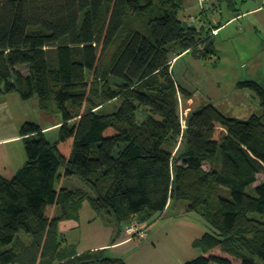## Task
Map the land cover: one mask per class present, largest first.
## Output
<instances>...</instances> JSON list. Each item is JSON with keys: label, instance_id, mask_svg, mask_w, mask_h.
<instances>
[{"label": "trees", "instance_id": "obj_1", "mask_svg": "<svg viewBox=\"0 0 264 264\" xmlns=\"http://www.w3.org/2000/svg\"><path fill=\"white\" fill-rule=\"evenodd\" d=\"M184 8V0H0V95L37 97L42 111L63 115L55 143L25 123L27 162L13 178L0 173V264H126L109 249L79 253L60 239V223L77 220L87 201L116 226L111 246L125 225L149 227L186 201L214 229L187 264L264 263V87L237 85L259 97L261 115L241 120L209 104L183 128L180 100L192 92L172 62L217 54L214 27L185 29ZM117 100L119 110L105 114ZM64 176L90 190L58 189Z\"/></svg>", "mask_w": 264, "mask_h": 264}, {"label": "rangeland", "instance_id": "obj_2", "mask_svg": "<svg viewBox=\"0 0 264 264\" xmlns=\"http://www.w3.org/2000/svg\"><path fill=\"white\" fill-rule=\"evenodd\" d=\"M208 4L211 9H208L205 14L199 8L190 13V16L186 12L181 13L182 19L192 22L191 16L196 17L197 20L192 23L199 28L202 25L207 28L218 26L219 23L228 25L222 33L214 37L217 54L199 59L190 53L174 62L172 71L175 80L192 92L191 100L185 101L181 97V115L209 104L218 107L225 115L241 120H248L253 115H261L262 107L259 97L253 91L240 89L237 85L240 82L253 80L264 87V0H209ZM237 16H239L237 19L228 23L232 17ZM216 21L218 25L215 24ZM109 57L105 54L104 60ZM20 70L28 75V68L22 67ZM120 106L121 101L117 100L107 104L103 112L113 114L119 110ZM87 109L88 106L85 110ZM1 115L4 124L11 122L14 126L17 125L19 134L25 123H36L47 127L63 119L61 113L42 111L37 97L23 101L19 94L7 99L5 110ZM147 118L148 113L145 109L138 112L140 124ZM52 130L55 128L49 130L51 132L46 134V138L55 143L60 138V129ZM16 145L12 143L9 149ZM19 145L25 149L23 142ZM123 146L121 145L115 154ZM11 150L14 160H17L14 148L13 151ZM60 173L64 175L65 167L61 168ZM260 179H264V176H260ZM57 188L90 190L86 182L76 176H64L57 182ZM187 206L186 201H173L169 210L149 226L148 240L142 242L135 239L124 242L129 238L125 234L127 226L125 225L119 243L103 249H109V256L120 258L126 264L192 262L203 254V249L195 246V242L202 239L205 234L213 233L214 229L201 214L187 213ZM57 214L59 210L55 209L54 215L58 216ZM109 221V217L99 214L87 201L82 205L77 220L60 223V239H64L65 247L69 246V250L75 251L86 252L95 246L107 243L111 245L117 228ZM23 238L25 241L30 240L26 236ZM112 247L114 249H111ZM256 261L264 264L258 258Z\"/></svg>", "mask_w": 264, "mask_h": 264}, {"label": "crops", "instance_id": "obj_3", "mask_svg": "<svg viewBox=\"0 0 264 264\" xmlns=\"http://www.w3.org/2000/svg\"><path fill=\"white\" fill-rule=\"evenodd\" d=\"M208 2H209V0H207V1L206 0H184V7H185L184 10L185 11H183V12L188 13L190 16V13L194 12L197 9L199 10V8H201L203 11L202 13L205 14L208 9H211ZM238 17L239 16L232 17L231 20L228 21V23L234 21ZM180 18L182 19L181 15H180ZM191 19L194 22L197 20L196 17H194V16H191ZM182 20H184V19H182ZM192 22H189V24L193 25ZM194 24H196V23H194ZM215 24L218 25V22L216 21ZM227 25L223 24V23H219L218 26H212V27H214L213 28L214 36H217L220 33H222V31L225 30V27ZM188 54H190V53H185L181 56L176 57L175 60H173V62H172V67H173L174 62H176L179 58L184 57ZM15 94H19V93L14 92V93L6 94V95H0V173L2 175H4L5 177H8V176L13 177L27 162V155H26L25 149L19 145L21 142H23V138L21 137V134L18 133L19 130L16 129L17 125L14 126V123H11V122H9L10 125L8 123L4 124L3 120H2L3 116L1 115L2 112L5 110V104L7 102V99L11 98V96L12 95L14 96ZM15 100H18V99L15 98ZM23 101H25V100H23ZM19 102H22V101H19ZM191 111H190V113H191ZM190 113L187 112L186 115L189 116L188 114H190ZM187 119H188V117H187ZM62 122H63V119L60 122L54 123L53 125H50L47 127L41 126V128L44 130L45 134H47V133L51 132V131H49L50 129L55 128V130H58V128H59V126H61ZM19 124L22 125L23 123H19ZM8 128H9V130H8ZM55 130H52V131H55ZM12 143L17 144V145H16V147H10V149H9V145H11ZM13 148H14L15 153L17 154V156H15L17 160H14L12 154L10 153V150L12 149L11 151H13ZM6 153H7V155H6ZM168 210L169 209H167L162 215H164ZM62 224H64V222H62ZM59 227H60V225H59ZM126 241H128V240H125L124 242H126ZM109 246H111V245L107 243V244L92 247L88 251L100 250V249H103V248L109 247ZM111 249H114V247H112ZM78 252L84 253V251H78Z\"/></svg>", "mask_w": 264, "mask_h": 264}, {"label": "built area", "instance_id": "obj_4", "mask_svg": "<svg viewBox=\"0 0 264 264\" xmlns=\"http://www.w3.org/2000/svg\"><path fill=\"white\" fill-rule=\"evenodd\" d=\"M185 115V116H184ZM181 115L183 128H186L187 116L186 113ZM125 234L129 236L128 241L139 239V241H146L149 238V227L147 224H142L138 220H134L131 225L125 229Z\"/></svg>", "mask_w": 264, "mask_h": 264}, {"label": "water", "instance_id": "obj_5", "mask_svg": "<svg viewBox=\"0 0 264 264\" xmlns=\"http://www.w3.org/2000/svg\"><path fill=\"white\" fill-rule=\"evenodd\" d=\"M183 25H184V28L187 29V30L196 29L195 25H190L189 22H187V21H184Z\"/></svg>", "mask_w": 264, "mask_h": 264}, {"label": "bare ground", "instance_id": "obj_6", "mask_svg": "<svg viewBox=\"0 0 264 264\" xmlns=\"http://www.w3.org/2000/svg\"><path fill=\"white\" fill-rule=\"evenodd\" d=\"M207 1V0H206ZM210 53V52H209ZM181 105V104H180Z\"/></svg>", "mask_w": 264, "mask_h": 264}]
</instances>
